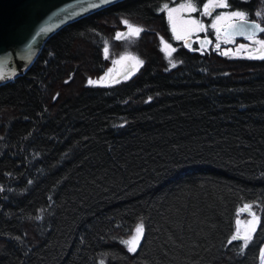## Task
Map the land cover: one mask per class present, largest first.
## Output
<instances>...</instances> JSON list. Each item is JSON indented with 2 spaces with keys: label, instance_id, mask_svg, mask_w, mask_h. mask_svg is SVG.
I'll list each match as a JSON object with an SVG mask.
<instances>
[{
  "label": "trees",
  "instance_id": "16d2710c",
  "mask_svg": "<svg viewBox=\"0 0 264 264\" xmlns=\"http://www.w3.org/2000/svg\"><path fill=\"white\" fill-rule=\"evenodd\" d=\"M185 1L123 0L94 12L0 86V264H259L264 59L180 46L162 7ZM227 4L246 17L261 11L264 23V0ZM122 20L180 46L178 65L143 37L135 76L87 85L107 70L104 44ZM246 204L260 224L241 254L242 242L228 241ZM140 223L130 253L121 241Z\"/></svg>",
  "mask_w": 264,
  "mask_h": 264
},
{
  "label": "water",
  "instance_id": "95a60500",
  "mask_svg": "<svg viewBox=\"0 0 264 264\" xmlns=\"http://www.w3.org/2000/svg\"><path fill=\"white\" fill-rule=\"evenodd\" d=\"M121 1L0 0V76H3L0 86L25 74L50 37L62 28ZM230 23L235 21L221 27L222 36L229 37L225 33L229 31ZM263 34L257 31L256 37ZM229 38L248 39L247 35H232ZM239 214L249 215L241 210Z\"/></svg>",
  "mask_w": 264,
  "mask_h": 264
},
{
  "label": "rangeland",
  "instance_id": "374dc122",
  "mask_svg": "<svg viewBox=\"0 0 264 264\" xmlns=\"http://www.w3.org/2000/svg\"><path fill=\"white\" fill-rule=\"evenodd\" d=\"M228 0H226L227 2ZM182 2L176 5H168V9H179V6L183 3ZM224 8H216L212 10V13H217V14H225V13H231L232 11H221ZM162 10L165 12L167 16V20L170 26V30L172 32V37L173 40L177 43L180 44V46H183L184 41L187 40V43L190 44V41L188 40L192 35H196L199 31H192V32H187V29L189 28V25H186L184 22L190 19H196L199 20L202 24L205 23L207 25L206 31L208 33L211 32L209 28H212V24L215 23V16L213 21L210 23L208 21V17H211L212 15H204L203 13L200 15V17L195 18L191 15L193 12H188V11H176L172 13L173 19H169L168 15V10L164 9V6L162 7ZM261 14L262 12L259 11ZM256 18L262 21L261 16H256ZM127 21V24L124 22ZM228 20L222 21L218 27L224 26L226 23H228ZM119 29L115 32V34L105 42L104 48H103V53L104 57L108 62V67L105 73L99 77L97 80L96 79H91L92 81H95L97 83L94 84H89V80L87 81V85L92 86V87H113L115 85H119L121 83H124L131 79L133 76L136 75V73L141 69L143 64H137L136 60L131 59V57H135L138 60H141V57L139 53L137 52V46L138 43L141 41V38L145 37L147 38L146 40L148 41L149 44L154 43L157 41V43L160 46V49L162 51V54L164 56V59L166 60L168 66L170 68L172 67V63H175V65H178V62L175 59V54L177 49L180 47H175L171 43L167 42L161 37H159L156 40V36L154 35L157 31V29H154L155 27H150V28H145L142 25H139L133 21H128V20H122L119 22ZM173 24H175L176 31H173ZM128 25H131L133 28H141L143 31L140 32V34L134 35L130 34V28ZM210 26V27H209ZM214 28H212L213 30ZM121 34V38L117 39V35ZM177 35L185 36V39H176ZM165 44L171 45V48H174L175 51L172 52L171 57L168 56V52L171 49H165ZM244 48L238 47V49L243 52V54L235 56L236 58H247V59H261V58H250L253 56H257L258 54L254 51L255 48L259 47L256 44H247L244 45ZM108 48V53L107 55L104 52V49ZM175 66V67H176ZM78 83H80L78 81ZM252 217L250 215H246L241 221H247L250 220ZM135 234V230L133 232V235ZM255 236V235H254ZM254 239V238H253ZM142 242V240H141ZM264 252V245L261 248L260 251V259H259V264H262V258H261V253Z\"/></svg>",
  "mask_w": 264,
  "mask_h": 264
},
{
  "label": "snow or ice",
  "instance_id": "6c2138e0",
  "mask_svg": "<svg viewBox=\"0 0 264 264\" xmlns=\"http://www.w3.org/2000/svg\"><path fill=\"white\" fill-rule=\"evenodd\" d=\"M229 5L227 4L226 0H208V3L203 5L202 12L204 15H212V10L216 8H227ZM164 9L168 10L169 19L172 20L173 16L172 13L176 11H188V12H196L197 8L194 6V4L191 2V0H187L186 3H183L179 6V9H168V5H164ZM257 16H260L261 13L257 12ZM235 21V23H230L228 25L229 31L225 33L226 36H232V35H247V38L249 40H252L254 44L258 45L259 47L255 48L254 51L258 54L257 56H253L250 58H261L264 59V39H255L257 31L264 33V27H262L260 24L249 21L246 17V14L240 11H232L231 13H225V14H217L215 17V23L212 24V28H214L217 32V35L219 37V33L221 31L220 27L218 25L221 24L222 21ZM127 24V21L124 22ZM186 25H189V28L187 29V32L192 31H204L205 26L196 19H190L184 22ZM130 28V34L139 35L143 29L141 28H133L131 25H128ZM173 31H176L175 24H173ZM117 39L121 38V34H118ZM176 39H185V36L177 35ZM187 43V40L185 41ZM228 42V41H225ZM210 43V41H209ZM190 47V44H188ZM220 45L219 43L216 44V48L219 49ZM244 45H240V48H244ZM165 49H171L168 52V56L171 57L172 52L175 51L174 48H171V45L165 44ZM105 54L108 53V48L104 49ZM221 54H227V53H221ZM131 59L136 60L137 64H143V61L138 60L135 57H131ZM175 63H172V67H175ZM3 76H0V79H2ZM97 83L95 81L89 80V84ZM252 205L246 204L241 209V212L247 211L249 215L252 217L250 220L247 221H236V228L234 234L231 236L229 243H232L233 241H240L242 242L239 245L240 252L243 254L244 250H246L249 246V244L253 241L254 235L257 233L259 224H260V218L256 216L255 213L251 211ZM145 232V226L143 223H140L135 228V234L131 236L130 239L122 240L121 243H123L127 250L130 253H136L138 248L141 245V240L144 237ZM262 258V264H264V252L261 253Z\"/></svg>",
  "mask_w": 264,
  "mask_h": 264
},
{
  "label": "flooded vegetation",
  "instance_id": "af4514ba",
  "mask_svg": "<svg viewBox=\"0 0 264 264\" xmlns=\"http://www.w3.org/2000/svg\"><path fill=\"white\" fill-rule=\"evenodd\" d=\"M202 9H203V7L197 8V11L191 13V15L195 18L200 17V15L203 13ZM230 9H231V7H227V8L222 9L221 11H225V10L229 11ZM255 13H256V11L251 16H247V19L250 21H257L264 27V23L259 21L258 19H256ZM216 15H217L216 12L212 13V16L208 17V21L211 23ZM203 25L205 26V29H206L207 25L205 23H203ZM209 29L211 30L210 33H208L206 30H204V31H199L196 35H192V37H190L188 39V40H190V47L188 46V43H186L185 41H184L182 47H185L186 49L191 50V51L196 50V51L200 52L201 50H204V51L208 50V51H212L213 53H216L217 55H220V56L222 55V56L235 57L237 55L243 54V52H241L238 49V47L240 45H247V44H251V43L254 44L253 41L249 40V39L237 40L234 38L222 36L221 31H220L219 37H218L215 29H213V30H212V28H209ZM255 39H264V34L261 37H255ZM203 40H205V41H203ZM209 41H210V43H209ZM225 41H228V42H225ZM201 42H202L203 46H202ZM217 43H219V45H220L219 49L216 48ZM221 53H227V54H221Z\"/></svg>",
  "mask_w": 264,
  "mask_h": 264
}]
</instances>
